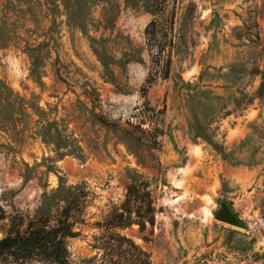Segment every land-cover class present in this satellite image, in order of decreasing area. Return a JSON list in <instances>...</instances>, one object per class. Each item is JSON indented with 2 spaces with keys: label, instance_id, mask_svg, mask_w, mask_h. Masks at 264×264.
<instances>
[{
  "label": "rangeland",
  "instance_id": "1",
  "mask_svg": "<svg viewBox=\"0 0 264 264\" xmlns=\"http://www.w3.org/2000/svg\"><path fill=\"white\" fill-rule=\"evenodd\" d=\"M142 179L153 264H264V0H0V239L85 190L67 246L100 264Z\"/></svg>",
  "mask_w": 264,
  "mask_h": 264
},
{
  "label": "trees",
  "instance_id": "2",
  "mask_svg": "<svg viewBox=\"0 0 264 264\" xmlns=\"http://www.w3.org/2000/svg\"><path fill=\"white\" fill-rule=\"evenodd\" d=\"M89 192L80 190L62 208L56 223L38 217L29 220L24 231L13 230L0 239V264H73L67 239L77 235L83 220ZM150 181L142 179L127 185L120 205L114 206L96 227L94 239L101 250L100 264H153L147 251L120 230L137 224L141 229L155 224V205Z\"/></svg>",
  "mask_w": 264,
  "mask_h": 264
},
{
  "label": "water",
  "instance_id": "3",
  "mask_svg": "<svg viewBox=\"0 0 264 264\" xmlns=\"http://www.w3.org/2000/svg\"><path fill=\"white\" fill-rule=\"evenodd\" d=\"M216 218L224 222L236 224V220L233 218V216L227 211V209L224 206L220 208L219 212L216 215Z\"/></svg>",
  "mask_w": 264,
  "mask_h": 264
}]
</instances>
